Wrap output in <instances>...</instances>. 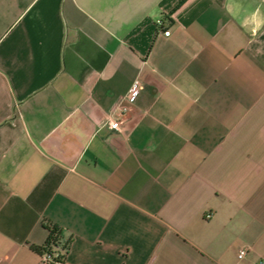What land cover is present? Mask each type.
Here are the masks:
<instances>
[{
    "label": "crops",
    "instance_id": "1",
    "mask_svg": "<svg viewBox=\"0 0 264 264\" xmlns=\"http://www.w3.org/2000/svg\"><path fill=\"white\" fill-rule=\"evenodd\" d=\"M53 227L65 264H264V0H0V264Z\"/></svg>",
    "mask_w": 264,
    "mask_h": 264
},
{
    "label": "built area",
    "instance_id": "2",
    "mask_svg": "<svg viewBox=\"0 0 264 264\" xmlns=\"http://www.w3.org/2000/svg\"><path fill=\"white\" fill-rule=\"evenodd\" d=\"M157 24H160V21H157ZM163 34L167 35L168 34V30H163ZM142 87V82L140 80H133L131 82V84L127 87L125 93L122 96V99L124 101H131L135 94L141 89ZM109 127L111 129H117L118 127V122L117 120H112L109 122ZM246 253V248L241 247L238 249L237 251V257L240 258L242 257L244 254ZM59 253H52V254H47L46 252H43L41 254V257L43 259V261L45 262H49L51 264H65L63 258H59ZM55 258H57L56 260H54Z\"/></svg>",
    "mask_w": 264,
    "mask_h": 264
},
{
    "label": "trees",
    "instance_id": "3",
    "mask_svg": "<svg viewBox=\"0 0 264 264\" xmlns=\"http://www.w3.org/2000/svg\"><path fill=\"white\" fill-rule=\"evenodd\" d=\"M58 243V236L55 233V228H49L48 235L46 237V240L44 242V245L42 247H37V246H31L34 250H36L39 254H42L43 252H46L47 254H52V253H59V258H63L64 254L62 251H59L56 249V245ZM64 247V246H62ZM55 258L54 260H56Z\"/></svg>",
    "mask_w": 264,
    "mask_h": 264
}]
</instances>
